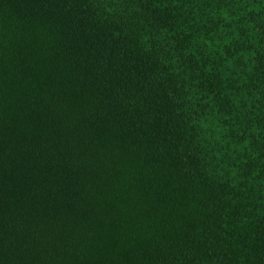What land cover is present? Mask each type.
Returning a JSON list of instances; mask_svg holds the SVG:
<instances>
[{
  "label": "trees",
  "instance_id": "trees-1",
  "mask_svg": "<svg viewBox=\"0 0 264 264\" xmlns=\"http://www.w3.org/2000/svg\"><path fill=\"white\" fill-rule=\"evenodd\" d=\"M0 264H264V0H0Z\"/></svg>",
  "mask_w": 264,
  "mask_h": 264
}]
</instances>
